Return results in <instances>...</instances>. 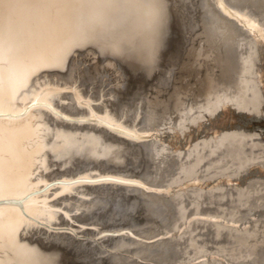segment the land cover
<instances>
[{"label": "bare ground", "instance_id": "1", "mask_svg": "<svg viewBox=\"0 0 264 264\" xmlns=\"http://www.w3.org/2000/svg\"><path fill=\"white\" fill-rule=\"evenodd\" d=\"M221 2L154 65L147 8H6L0 264H264V0Z\"/></svg>", "mask_w": 264, "mask_h": 264}, {"label": "snow or ice", "instance_id": "2", "mask_svg": "<svg viewBox=\"0 0 264 264\" xmlns=\"http://www.w3.org/2000/svg\"><path fill=\"white\" fill-rule=\"evenodd\" d=\"M222 6V5H221ZM54 8V9H68L72 7H144L148 9V14L152 19V23L155 25L156 39L152 43V54L144 61L147 65H154L156 49L159 47L160 28L165 22V3L164 0H0V62L15 65L16 60L14 56L9 54L12 52V48L9 44L8 36L10 33V16L6 12V8ZM249 27L254 31H259L264 39V29H261L255 22H250ZM90 32H81L80 38L87 41ZM101 48L109 47L103 43H99ZM79 46V45H78ZM115 50V46H112ZM9 73L14 71V67L5 69ZM119 183H126L120 181Z\"/></svg>", "mask_w": 264, "mask_h": 264}, {"label": "water", "instance_id": "3", "mask_svg": "<svg viewBox=\"0 0 264 264\" xmlns=\"http://www.w3.org/2000/svg\"><path fill=\"white\" fill-rule=\"evenodd\" d=\"M219 1H220V3L222 4L221 0H219ZM222 6H223V4H222ZM223 113H225V111H222V114H223ZM10 116H13V115H10ZM63 117H64V116H63ZM224 120L226 121V118L223 117V115H221V116L219 117V121H220V122H218L216 125L222 127V126L220 125V123L223 122ZM225 123H227V124L230 123L231 125L234 124V122H232V120H231V121H228V122L226 121ZM217 128H218V127L214 126V131H213V132L211 131V133L217 132V131H218ZM209 132H210V131H209ZM256 169H258V168H256ZM256 169H253L252 171H254V170H256ZM232 182H233L234 184H238L237 181H232ZM18 204H19V203H18ZM98 239H100V238H98ZM98 239H93V240L96 241V240H98Z\"/></svg>", "mask_w": 264, "mask_h": 264}]
</instances>
